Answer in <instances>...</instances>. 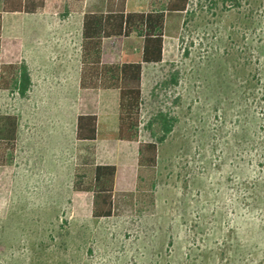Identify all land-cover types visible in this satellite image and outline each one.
I'll return each mask as SVG.
<instances>
[{"label": "rangeland", "instance_id": "obj_1", "mask_svg": "<svg viewBox=\"0 0 264 264\" xmlns=\"http://www.w3.org/2000/svg\"><path fill=\"white\" fill-rule=\"evenodd\" d=\"M64 2L3 13L0 66L24 64L31 88L0 89V115L19 120L0 167V264H264V0H191L168 19L163 62L143 69L139 140L158 144L154 169L138 167L139 143L76 140L79 19L64 20ZM117 42L140 58V40ZM108 96L101 118L116 130ZM91 150L118 168L119 216L94 219L92 194L73 189L77 174L92 180Z\"/></svg>", "mask_w": 264, "mask_h": 264}, {"label": "trees", "instance_id": "obj_2", "mask_svg": "<svg viewBox=\"0 0 264 264\" xmlns=\"http://www.w3.org/2000/svg\"><path fill=\"white\" fill-rule=\"evenodd\" d=\"M56 0H3L0 12V62L4 47L3 13L36 15L45 11ZM71 13H82L84 0H68ZM125 1V0H124ZM191 0H167L166 4L147 13L125 12L122 6L111 7L106 13H86L83 16L80 88L82 90L119 91L118 128L115 131L100 130L98 117L82 114L76 121V140L94 143L107 142L110 150L118 142L139 143L138 167L154 169L158 164V144L141 142L140 127L143 105L144 65H158L164 59L167 21L170 17H183ZM123 38L125 41L140 40L139 60H125L122 64L111 63L103 58L104 41ZM19 86L20 94L26 95L31 88L30 74L24 64L3 62L0 66V89L10 91ZM170 127L166 129L169 133ZM19 120L15 115H0V167L11 165L18 148ZM92 168V180L86 184L84 174H77L74 191L91 193L92 217L110 219L119 216L117 210L118 168L116 165L97 163L95 152L86 156Z\"/></svg>", "mask_w": 264, "mask_h": 264}, {"label": "crops", "instance_id": "obj_3", "mask_svg": "<svg viewBox=\"0 0 264 264\" xmlns=\"http://www.w3.org/2000/svg\"><path fill=\"white\" fill-rule=\"evenodd\" d=\"M64 2V13L62 14V17L65 18L64 20H72L73 16H77L79 19V45L81 47L82 51V26H83V16L86 13H106L109 10H111V7L113 8L114 6H122L124 4L125 6V12H139L140 6H145L143 7L142 12L139 13H147L153 8H150V3L152 0H84L83 2V9L82 13H71L68 12L69 9V1L68 0H63ZM72 1V0H71ZM153 7V6H152ZM155 8V7H154ZM156 10V9H153ZM11 15H22L24 16L25 14L22 13H15ZM28 16V15H25ZM15 21H17L15 19ZM16 26V24H15ZM66 42L64 43V47L59 49L61 53H69L73 48H74V43L71 37L69 35L66 37ZM123 38H113V39H108L104 41L103 45V57L105 59L111 60V58H114L118 55L122 60H127L130 57H134L133 53L131 50L128 49V51H122L119 48V43L117 41H123ZM131 51V52H130ZM132 53V54H130ZM130 55V56H128ZM132 55V56H131ZM141 57V55H140ZM140 59V58H139ZM137 59V60H139ZM130 60V59H128ZM80 63H81V56H80ZM123 63V62H122ZM81 72V70H80ZM79 87H80V81H79ZM110 92H117L119 95V91L116 90H82L80 88V99L82 100V107L86 105L84 102L88 97H92L91 99H95V103H92V101L87 102V107L82 108L81 113L77 115L82 114H93L98 117V123L100 126V130H109V131H115V130H110L108 129L106 123L102 121L101 116L107 117V119H110V107H111V97L108 96ZM96 93V94H94ZM89 99V100H91ZM76 117V121H77ZM118 117H119V104H118ZM118 128V127H117ZM117 130V129H116ZM99 141H104V140H99ZM98 142V141H97ZM106 142V141H104ZM84 143V142H82ZM87 143V142H85ZM95 143V142H94ZM107 143V142H106ZM119 143H127V142H119ZM97 162V161H96ZM114 165V164H112Z\"/></svg>", "mask_w": 264, "mask_h": 264}]
</instances>
